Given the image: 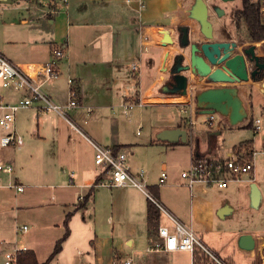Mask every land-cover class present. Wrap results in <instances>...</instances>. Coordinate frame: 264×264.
<instances>
[{
    "label": "crops",
    "instance_id": "obj_1",
    "mask_svg": "<svg viewBox=\"0 0 264 264\" xmlns=\"http://www.w3.org/2000/svg\"><path fill=\"white\" fill-rule=\"evenodd\" d=\"M188 1L0 0V52L13 64L34 72L51 61L55 48L67 46V56L60 62V75L46 82L43 90L54 102L65 107L69 102L68 80L71 78L78 91L79 103L78 108L67 110L66 116L57 112L41 113L36 107L18 112L16 129L24 143L0 148V161L14 166L12 179L24 186V191L0 188L12 190L15 194L12 200L0 196V242L26 245L28 251L35 254L38 264H44L65 235V220L71 214L68 222L70 234L63 242L62 250L49 264H125V258H133L136 264H194V253H170L184 257L171 262L163 258L164 252L148 251L159 239L158 230L150 232L148 226V202L152 200L150 189L157 187L165 206L164 209L160 207L159 227L173 228L179 222L193 229L202 247L219 256L224 264H254L260 259L264 250V225L224 228L218 212L227 207L226 219L227 214L241 207L243 201L260 206L264 197L263 169L256 163L253 177L230 184L222 198L215 196L214 187L203 184L189 187L180 176L183 169L179 163L181 156L194 153L199 157L229 158L251 153L257 144L255 138H251L234 144L231 149H224L220 145V136L227 129L225 119L213 127L208 125V129L195 127L196 119L203 114L195 107L194 94L200 88L212 86L205 80L193 75L188 96L174 94L166 88L171 68L176 63L175 57L181 54L184 63L190 62L189 53H185L177 39L179 26H188L190 34L193 32ZM238 1L243 6V1ZM261 1L264 21V0ZM236 17L242 33L251 39L245 21ZM238 26L221 30L219 37L239 40L241 31ZM164 31L170 32L174 44L162 43ZM203 39L197 37L195 41ZM251 41L239 40V50L255 45L257 54L264 55V40ZM135 65L140 66V75L134 74ZM261 81L264 79L239 84L242 99L252 97L251 85L257 87L256 91L264 98L257 86ZM0 95L9 103H16L24 96L21 92L1 87ZM128 97L142 99L144 106L125 115L120 103ZM149 106L176 108L178 114L166 115L162 123L154 127L151 121L147 135L141 141H133L126 136L127 126L120 117L124 115L132 121L133 118L139 121L137 117L144 115L142 109ZM184 109L190 110L191 115H182ZM175 128L187 131L186 143H169L157 138L163 130ZM259 134H263L260 148L264 150V133ZM196 140L199 152L194 149ZM26 143L42 148L41 158L49 154L58 159L53 167L40 169L32 181L23 179L17 170L16 157ZM184 144L190 147V153H180L176 159H170L171 154ZM97 147H119V152L127 155L131 172L145 173L147 190L102 184L110 176L95 164ZM46 148L52 151L45 153ZM152 149L164 151L162 155L158 154V158H152ZM163 171H167L168 177L160 184ZM8 179L5 175L4 181ZM243 183L248 185L242 186ZM254 184L258 186L257 196L251 189ZM27 188V196L19 199L18 195H25ZM29 189H32L31 193ZM35 189H40L36 196ZM34 207H43L39 213L41 218L38 214L25 213ZM20 217L27 218L29 223H20ZM23 225L29 228L26 233L30 237L26 240L19 236L26 233L17 230ZM243 234H252L256 239V248L252 252L238 248V239Z\"/></svg>",
    "mask_w": 264,
    "mask_h": 264
},
{
    "label": "built area",
    "instance_id": "obj_2",
    "mask_svg": "<svg viewBox=\"0 0 264 264\" xmlns=\"http://www.w3.org/2000/svg\"><path fill=\"white\" fill-rule=\"evenodd\" d=\"M66 50L67 46L65 45L55 48L51 61L41 65L34 72L13 64L0 52V87L24 94L23 98L16 103H9L0 95V148L21 146L24 143L22 136L16 129L17 114L20 110L36 107L41 113L57 112L66 116L67 110L79 107L78 91L75 88L74 80L71 78L68 80L70 86L69 102L65 107L54 102L43 90V85L46 82H50L60 75V62L66 58ZM140 70L139 65L133 67L136 75H140ZM143 106L144 102L139 98L129 99L128 97L120 103V108L125 115L135 108ZM183 112L187 113L188 111L184 109ZM208 117L207 124L211 127L216 125L215 114H210ZM253 123L255 133H264V122L261 118L253 120ZM257 153L256 150H253L251 153L235 154L229 158L199 157L194 153L189 156H181L179 163L183 169L180 176L189 187L203 184L206 187L226 189L232 183L242 182L246 177H253ZM95 164L110 176L108 181L102 184L108 187L135 186L147 190L145 173L142 171L133 174L124 152H115L111 147H97ZM14 171L15 168L12 164L0 161V188L16 189L17 192H22L24 186L18 185L12 179ZM5 175L9 177L7 182L4 181ZM167 177V171H163L160 184H163ZM70 183L73 184L74 182L71 181ZM80 200H83V197H80ZM152 201H155L153 197ZM17 230L20 233H26L29 228L27 225H23ZM158 237V242L148 251L194 253L196 245L200 244L194 230L179 222L173 228L160 226ZM28 250L26 245L0 242V264H20L21 255ZM124 263L136 264L133 258H125Z\"/></svg>",
    "mask_w": 264,
    "mask_h": 264
},
{
    "label": "water",
    "instance_id": "obj_3",
    "mask_svg": "<svg viewBox=\"0 0 264 264\" xmlns=\"http://www.w3.org/2000/svg\"><path fill=\"white\" fill-rule=\"evenodd\" d=\"M194 4L189 10L190 17L200 25V33L204 41H200L201 47L198 49L194 43L190 54V62L180 66L175 63L170 72L174 90L172 93L182 96L189 95L190 77L182 74V71H191L200 75L206 83L225 84L234 86H216L197 90L194 94V104L201 114H220L232 126H239L249 116L248 108L244 99L240 96L241 83L250 80L256 82L260 65V57L257 55L256 46L251 45L239 50V42L228 40V38H214L213 25L209 20L210 9L222 14L220 4L231 3L237 0H208L213 1L212 5L206 0H194ZM218 1V2H217ZM221 1V2H219ZM180 31V45L185 48L190 44V28L183 26ZM206 39V40H205ZM164 45L174 44L170 32L164 31L162 40ZM253 67L258 69L253 70ZM189 102H186L188 104ZM159 140L169 143L187 142V131L181 128L167 129L157 136ZM255 196H257V186L253 185ZM229 211L227 207L219 210L218 216L224 219ZM238 248L244 252H252L256 248V239L252 234H243L238 239Z\"/></svg>",
    "mask_w": 264,
    "mask_h": 264
},
{
    "label": "rangeland",
    "instance_id": "obj_4",
    "mask_svg": "<svg viewBox=\"0 0 264 264\" xmlns=\"http://www.w3.org/2000/svg\"><path fill=\"white\" fill-rule=\"evenodd\" d=\"M206 1L210 5L213 4L212 3L213 1H208V0H206ZM194 2H195L194 0H189L188 5H187L188 15H189L190 21L193 25V32H192V34H190V42H195L197 37L203 39V37L200 33L199 23L190 17L189 10L193 6ZM239 6H242V3H241V1H238V0L231 2V3H226V4H225V2H223L222 4H220V8L223 12L222 14H220L219 12L212 11L210 9L209 20L213 25L214 38L219 37L221 30L227 29L228 27L232 28L234 25L238 26L237 17H236L237 16L236 15V9L239 8ZM238 30L241 31L240 32L241 34L239 37L240 41H244V40L250 41L251 40L247 34L242 33V28H240V26H238ZM196 31L198 32L197 37L195 35ZM179 34H180V31L178 30V38L177 39H178V43L180 45ZM203 41H204V39H203ZM183 49H184L185 53L188 52L187 48H183ZM248 86L249 85H242V87H248ZM257 86H258V88H261V90H262L261 92L263 93L262 95H264V82L260 83ZM256 88L257 87H253L251 85L250 89L252 90L251 91L252 97H245L244 98L245 105L248 108L250 115L247 118L248 122L246 119L241 123V125L246 126L252 119L255 120L257 118H261L264 121V104H262V103H264V98H262L261 94L258 91H256L257 90ZM142 110L144 112V115L142 116V118L137 117V119H139V121H135L136 119H134V118H133L134 121H132L130 118H128L124 115L122 117H120L121 118L120 120L124 121L126 126H127L125 128L126 136L128 138L132 139L133 141H136V142L141 141L147 135L148 126L151 123V121H152V127H154L155 124H161L162 119L166 115H169L170 113L178 114L176 108H170L167 106H161V107L149 106L146 109H142ZM178 110H179V108H178ZM137 111H139V110H136V112ZM179 114L181 115V113H179ZM182 115H184L186 117L190 116L191 115L190 110H188V112L185 114L182 113ZM215 117H216V125L218 124V121L223 122V120H224V117L218 113L215 114ZM208 120H209L208 115L203 114L202 116H198V118L196 119L197 124L195 127L197 129H201L204 127H205V129H208V127H209L207 124ZM127 121H128V123H127ZM144 123H145V125H144ZM229 127H232V125L230 123H227V129H225L222 136H220L221 137L220 145L224 149H231L234 144H238L242 141H245V140H248L251 138H255V141L257 143L255 148H256V151L258 152L257 156H256V163L258 164L257 167L263 169V177H264V152L260 148V138L262 137L263 134H255V132L251 128H235V130H229L228 129ZM152 130H153V128H152ZM152 134H154V131L152 132ZM263 148H264V146H263ZM41 149L42 148H37V146H31L28 143H26V145L23 148L19 149L21 152L16 157V159H17L16 161L18 164L17 170L21 174V177L23 179L26 178L27 181H32V178L37 176L36 173L40 169H42L43 167L44 168L53 167L54 163L58 162V159L56 157L54 158L53 155H49V154H45L41 158L40 157ZM159 150H160V153H158ZM44 151H45V153H48V151L51 152L52 150H50V148H46V149H44ZM163 151H164V149H152V158H156V156L158 158V154L162 155ZM180 153H183V155L189 154L190 153V147L184 144V147L177 148V150L175 152H173L169 158L172 160L176 159ZM0 156H1V151H0ZM159 174H160V172H159ZM261 181H264V178ZM247 185L248 184H245V183L242 184V186H247ZM233 186H234V184L228 190H231ZM256 186H257V184H256ZM257 188H258V186H257ZM251 189H252V192L254 193V189L252 187H251ZM31 190L32 189H29L30 193H31ZM213 190H214L215 196L218 198H222L227 192L226 189L215 188ZM26 192L27 193H25V195L19 194L18 198L20 199L23 196H27L28 188H27ZM37 193H40V189H35L34 195L36 196ZM14 195L15 194L13 193L12 190L10 191L7 189H0V196L5 200L14 199ZM20 195H22V196H20ZM150 196H151V198L153 197V199L155 200L154 202L159 207L164 209L165 206H164V204L160 198H156L153 194H151ZM253 199L254 198H252V201H253ZM260 201H261L260 206L259 205L255 206L252 204V202L247 203V202L243 201L242 202L243 204H241V205L239 204L241 207H237L234 212L227 214L228 216H226V219H222L220 221L222 226L224 228H229V227H233V226L234 227H238V226L251 227L255 224L264 225V197H262V199ZM233 203L236 204L237 202L233 201ZM42 208L43 207H34V209H32V211H29L28 213L25 212V213L30 214V215H32L33 213L38 214L39 218H41L39 213L43 211ZM21 219H22V217L19 218L20 223H29L27 218L23 217V219L22 220ZM38 234L41 235L40 232ZM19 236H21V238L23 240H26L30 237V236H28V233H26L24 235H19ZM196 247H198L200 250H203V251L205 250L219 264H224L220 260V258L218 259L212 252H210V250H207L206 248L204 249L200 244L196 245ZM172 254L162 253L163 258L165 260H169L171 262L184 259V257H180L178 255H172ZM254 264H264V250L262 251V255L260 254V259L258 258Z\"/></svg>",
    "mask_w": 264,
    "mask_h": 264
},
{
    "label": "trees",
    "instance_id": "obj_5",
    "mask_svg": "<svg viewBox=\"0 0 264 264\" xmlns=\"http://www.w3.org/2000/svg\"><path fill=\"white\" fill-rule=\"evenodd\" d=\"M243 6L240 10L236 12L238 18L243 19L247 24L248 31L250 33L252 42H260L264 40V21H263V12H262V1L261 0H242ZM183 26H179L178 29H181ZM184 57L181 54H178L175 57L176 63H181ZM264 79V73L257 76L256 81ZM253 127V119L247 124L246 128ZM253 129V128H252ZM119 147H115L114 151L118 152ZM195 152H199V142L195 141ZM151 194L156 198H159L158 188L152 187L150 189ZM91 192L89 196H91ZM89 196L85 197L87 200ZM161 216L160 207L152 200L148 202V226L150 232L156 231L159 228V220ZM71 217V214L67 215L65 220L66 233L65 235L57 242L55 249L50 256L49 260L44 264H49L50 261L62 250L63 242L68 238L70 230L68 227V222ZM218 259L219 256L215 255ZM20 264H38L36 256L33 252L28 251L21 255ZM194 264H219L210 254L205 250H200L196 247L194 251Z\"/></svg>",
    "mask_w": 264,
    "mask_h": 264
},
{
    "label": "flooded vegetation",
    "instance_id": "obj_6",
    "mask_svg": "<svg viewBox=\"0 0 264 264\" xmlns=\"http://www.w3.org/2000/svg\"><path fill=\"white\" fill-rule=\"evenodd\" d=\"M219 2H221V1H219ZM222 3V2H221ZM238 11V8L236 9V12ZM237 15V14H236ZM224 31V30H223ZM206 40V39H205ZM237 42H239V40H236ZM196 44L197 45V47H198V49H200V47H201V44L202 43H200V42H190V44L188 45V46H186L185 48H187L188 49V53H189V57H190V54H191V51H192V45L193 44ZM248 47V46H247ZM257 52V51H256ZM258 55V54H257ZM259 57H260V65H262V66H264V55H258ZM188 64V62L187 63H184V59H183V61L179 64L180 66H182V65H187ZM255 69H258L257 67H253V70H255ZM182 74H184V75H186V76H188V77H190V79H192L193 78V75H195V76H197V77H199L201 80H202V78L200 77V75H196V74H194L193 72H191V71H182L181 72ZM264 73V69H260L259 68V73H258V75H260V74H263ZM204 80V79H203ZM205 83H206V81H205ZM206 84H210V83H206ZM210 85H212V86H209V87H207V88H210V87H216L217 86V84H210ZM213 85H215V86H213ZM197 89L199 88V86L198 85H196L195 86ZM166 88L168 89V90H170V91H172V90H174V84H172V81H171V78H169L168 79V81L166 82ZM206 89V88H205ZM198 90H201V88L200 89H198ZM202 90H204V89H202Z\"/></svg>",
    "mask_w": 264,
    "mask_h": 264
},
{
    "label": "bare ground",
    "instance_id": "obj_7",
    "mask_svg": "<svg viewBox=\"0 0 264 264\" xmlns=\"http://www.w3.org/2000/svg\"><path fill=\"white\" fill-rule=\"evenodd\" d=\"M259 84H260V82H259Z\"/></svg>",
    "mask_w": 264,
    "mask_h": 264
}]
</instances>
